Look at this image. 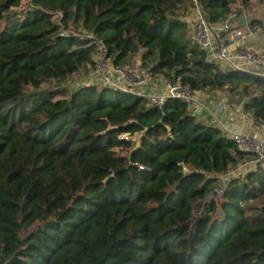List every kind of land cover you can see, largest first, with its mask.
Segmentation results:
<instances>
[{"label": "trees", "instance_id": "trees-1", "mask_svg": "<svg viewBox=\"0 0 264 264\" xmlns=\"http://www.w3.org/2000/svg\"><path fill=\"white\" fill-rule=\"evenodd\" d=\"M23 1L0 0V264H264V170L219 184L253 156L220 126L177 98L40 90L95 68L93 41L62 34L85 30L114 66L140 54L150 75L239 95L261 125L264 74L209 60L184 18L199 5L219 24L233 0Z\"/></svg>", "mask_w": 264, "mask_h": 264}, {"label": "built area", "instance_id": "built-area-1", "mask_svg": "<svg viewBox=\"0 0 264 264\" xmlns=\"http://www.w3.org/2000/svg\"><path fill=\"white\" fill-rule=\"evenodd\" d=\"M195 14L188 22L192 39L206 51L207 57L211 61L219 63L221 66L233 68L239 71L249 73L264 74V62L259 54L252 48L245 45L249 39L256 37L254 31L249 27L234 26L229 16L219 24L212 25L204 17L199 5L194 7ZM63 35L69 34L79 38H86L93 41L96 48L95 72L98 81L104 86L119 88L134 94L145 96L151 106L161 107L167 98H177L188 104V109L197 118L201 116H212L213 114L206 109L198 98L196 91L189 86L182 85L179 82H173L165 77L162 81L163 90L158 95L145 94L143 91H134L132 86H141L145 88L148 81V73H139L128 70L125 66H114L109 64L106 56V49L101 41L94 38L91 32L85 30H74L62 32ZM221 34H226L231 41L224 43L221 41ZM239 43H234V42ZM130 80V84L122 86L121 83ZM91 82H94L91 80ZM132 85V86H130ZM213 117V116H212ZM214 118V117H213ZM216 120V119H215ZM214 119L213 121L216 122ZM226 133L220 123H217ZM228 134V133H227ZM135 135V134H134ZM240 150L252 153V157L238 162L230 168L228 172L220 176L222 181L230 177H237L246 174L249 171L261 169L264 170V137L258 132L245 134H228ZM121 137L128 139L130 136L124 134ZM132 137V136H131ZM132 139V138H131ZM223 188L218 185L214 190L215 194H221Z\"/></svg>", "mask_w": 264, "mask_h": 264}, {"label": "crops", "instance_id": "crops-1", "mask_svg": "<svg viewBox=\"0 0 264 264\" xmlns=\"http://www.w3.org/2000/svg\"><path fill=\"white\" fill-rule=\"evenodd\" d=\"M236 14V13H235ZM233 14V11L231 13V22L234 26H240V27H248L249 22L251 19H260L259 17H253L250 18V12H246L244 10H241L238 12V14ZM186 20V19H185ZM188 22V20H186ZM260 24H257L253 27V31L256 34V37H253L249 39L245 43L246 46H249L250 48L254 49L260 56L261 60L264 62V34H262V27H260ZM221 41L224 43H230L228 36L226 34H221ZM234 43H239L234 42ZM133 65L140 68L141 64V56L140 54L135 55V57L132 59ZM223 67V66H222ZM143 70V69H141ZM92 75V74H91ZM91 75H86L85 79L86 81H91ZM163 78L162 75H151V82L152 86L149 87V92L144 91L145 94H151L156 93L159 90L163 89ZM95 83H99L98 81H94ZM215 93H222L225 95V97H222L220 101H217L214 103V95L204 92H197V94L200 96L203 106L209 110L210 113H212V116H201L199 119H201L204 122L213 123L216 124L220 123L222 126H224V129L227 131L228 134L233 133H245L250 134L254 132H258L261 136L264 137V123L261 125H255L253 124L252 117L250 113L246 112L243 108V104H233L231 100H229V96L224 91H216ZM228 96V98H227ZM213 119L216 121L214 122Z\"/></svg>", "mask_w": 264, "mask_h": 264}, {"label": "rangeland", "instance_id": "rangeland-1", "mask_svg": "<svg viewBox=\"0 0 264 264\" xmlns=\"http://www.w3.org/2000/svg\"><path fill=\"white\" fill-rule=\"evenodd\" d=\"M28 2H27V0H24L23 1V4H22V6L23 7H27L28 6V4H27ZM231 8H232V11H233V14H238V12L240 11V6H239V0H233L232 1V5H231ZM195 8L194 7H192L190 10H189V12H188V14H186V16L184 17L186 20H188V22H190V19L193 17V15L195 14V10H194ZM241 10H243V9H241ZM236 14H235V16H236ZM250 18H253V17H259L260 19V21H261V26L260 27H262V34H264V2H257L256 3V5L255 6H253V9L252 10H250ZM252 31L254 30L253 29V27H250V26H248ZM249 47V46H248ZM108 62H109V64H111V62H110V60H108ZM125 67L128 69V70H130V71H135V72H139V73H145L146 74V70H141V68H139V67H136V66H134L133 65V62H130L129 64H126L125 65ZM92 74V75H91ZM86 75H91L90 77H91V80L92 81H95V80H97L98 79V75H97V73L95 72V68H87V69H83V71H81L80 73H78V74H74V75H72L71 77H70V79H67L66 81H64V82H55V81H48L47 83H45V84H43L42 85V87H41V91H47V90H54V89H56L57 87H64V88H71L74 84H76L77 82H85L83 79H85V77H86ZM97 75V76H96ZM148 81H147V84H146V86H145V88H143V87H141V86H132V85H130V86H132L133 87V90L134 91H143V90H146V91H148L149 92V87L150 86H152V82H151V75L150 74H148ZM162 78L164 79L165 78V76H162ZM130 84V80L129 79H126V80H124L122 83H121V85L122 86H127V85H129ZM163 85V84H162ZM164 87V86H163ZM162 90L163 89H161V90H159L158 92H156V93H151L152 95H158V94H160L161 92H162ZM211 94H213L214 95V103H216L217 101H220V99L222 98V97H225V95H223L222 93H211ZM198 98H199V100L201 101V98H200V96L198 95ZM227 98H228V96H227ZM239 98H240V96L239 95H232L231 97H229V100H231V102L233 103V104H238L239 105V103L241 102L240 100H239ZM202 102V101H201ZM139 136L140 135H138V134H135V135H133L131 138H132V140H138V138H139ZM243 176V175H242ZM219 184H223V181L221 180L220 182H219ZM219 194H215L214 195V199H216V200H219Z\"/></svg>", "mask_w": 264, "mask_h": 264}, {"label": "water", "instance_id": "water-1", "mask_svg": "<svg viewBox=\"0 0 264 264\" xmlns=\"http://www.w3.org/2000/svg\"><path fill=\"white\" fill-rule=\"evenodd\" d=\"M142 134H143V133H142ZM142 134H141V135H142ZM138 146H139V142L136 143L135 147H138Z\"/></svg>", "mask_w": 264, "mask_h": 264}]
</instances>
